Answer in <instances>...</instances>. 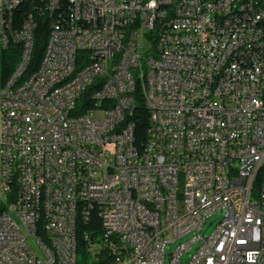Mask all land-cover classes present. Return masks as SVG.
Wrapping results in <instances>:
<instances>
[{"label": "built area", "instance_id": "2783aa9c", "mask_svg": "<svg viewBox=\"0 0 264 264\" xmlns=\"http://www.w3.org/2000/svg\"><path fill=\"white\" fill-rule=\"evenodd\" d=\"M77 1L81 12L50 19L35 70L33 15L17 41L0 28V60L5 43L21 46L17 77L0 74V264H184L190 254L187 264H264V174L246 191L264 163V0ZM14 2L0 0V19ZM78 14H92L97 32L79 25ZM245 59H254L256 74H247ZM155 66L175 67L164 75L168 85L155 84ZM144 71L153 79L141 80ZM139 99L149 120L142 148L131 121ZM234 165L240 173L220 177ZM142 201L159 208L152 224H143ZM85 212L112 229L86 236L82 260L70 236ZM111 248L119 255L107 257Z\"/></svg>", "mask_w": 264, "mask_h": 264}, {"label": "bare ground", "instance_id": "6f19581e", "mask_svg": "<svg viewBox=\"0 0 264 264\" xmlns=\"http://www.w3.org/2000/svg\"><path fill=\"white\" fill-rule=\"evenodd\" d=\"M23 0H15L11 4L10 9L5 11L4 19H0V28L5 31V40H18V33L11 32L12 18L15 9L22 3ZM68 6V15L72 12H81V4L77 0H57L51 5V12H58L63 7ZM89 10L100 11L99 3H89ZM7 20L8 21L7 23ZM100 20H109V12H101ZM76 22L79 25L90 27V32H97V24H93L92 14H78L76 15ZM101 29H110V22H101ZM97 42H104V35H97ZM9 45L5 43L4 49ZM98 54H107L106 46H98ZM122 60H129V52H122ZM245 67H247V74H256V62L254 59H245ZM102 71H110V62H102ZM175 74V67L155 66L154 80L156 85H168V78L164 75ZM18 65L16 66L12 77H17ZM153 79V72H141V80ZM72 100H79V92H72ZM90 102H97V95H90ZM105 104H114V93H105ZM197 113H204V106H197ZM105 144H112V137H105ZM241 172V165L232 166V170H220V177H234V173ZM262 174H264V163H259V168L253 169V179H246V191L255 192V184H262ZM99 211L100 218H106V206L96 207ZM143 224H152L155 217H159V208L152 206L151 201H142ZM89 219V212H85V221ZM104 231L109 232L112 229V222L102 220ZM76 234H71L70 243L77 248ZM60 247H67L66 237H59ZM90 251V246L88 248ZM111 257L119 255V248H111L107 250ZM108 254V256H109ZM21 255H28V248H21ZM122 257H130V249H122ZM109 264H116V258H112Z\"/></svg>", "mask_w": 264, "mask_h": 264}, {"label": "trees", "instance_id": "16d2710c", "mask_svg": "<svg viewBox=\"0 0 264 264\" xmlns=\"http://www.w3.org/2000/svg\"><path fill=\"white\" fill-rule=\"evenodd\" d=\"M43 2V4H42ZM46 0H37L35 2H29V0H23L22 3L15 9L12 18V30L13 33H18L21 29L24 19L30 14L33 15L35 21L34 29V47L32 52L31 69L35 70L40 64L44 49L48 40L50 31V19H59L61 16L68 15V6L63 7L58 12H48V17L43 13L44 3ZM41 8H43L41 10ZM10 41H16L11 39ZM21 55L20 44L9 43V45L3 50L0 60V74L2 81H6L9 77H12L16 64L19 61ZM135 125V136L137 145L142 148V144L146 141V133L148 129V111L144 108L142 100L139 99L136 105L133 116L131 117ZM96 215L100 214L96 208ZM95 216L94 212H89V219L79 225L78 234H76L78 255L82 257V260H86V253H90L88 250L90 245H87L88 241L85 240L86 236H89L90 240H98L103 236L104 226L102 220ZM107 251V257H111ZM112 262V258L104 259L103 264H109Z\"/></svg>", "mask_w": 264, "mask_h": 264}, {"label": "rangeland", "instance_id": "374dc122", "mask_svg": "<svg viewBox=\"0 0 264 264\" xmlns=\"http://www.w3.org/2000/svg\"><path fill=\"white\" fill-rule=\"evenodd\" d=\"M218 216H219V215H215V216L211 217V218L207 221V224L205 225L204 230H203V236H204V237H208V236L212 233V231L214 230L215 225H216V221H215V220L218 218ZM214 221H215V222H214ZM173 248H174V247H171V249H168V252H170ZM190 256H191V254L188 255V256H185V257L183 258L184 264H187V263H188V261H189V259H190Z\"/></svg>", "mask_w": 264, "mask_h": 264}]
</instances>
